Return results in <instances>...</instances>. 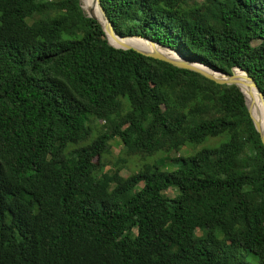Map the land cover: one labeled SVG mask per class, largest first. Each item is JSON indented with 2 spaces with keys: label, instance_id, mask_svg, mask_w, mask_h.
<instances>
[{
  "label": "trees",
  "instance_id": "obj_1",
  "mask_svg": "<svg viewBox=\"0 0 264 264\" xmlns=\"http://www.w3.org/2000/svg\"><path fill=\"white\" fill-rule=\"evenodd\" d=\"M100 3L118 34L238 67L264 94V0ZM211 137L172 170L120 173ZM0 264H264V146L242 92L113 47L79 0H0Z\"/></svg>",
  "mask_w": 264,
  "mask_h": 264
},
{
  "label": "water",
  "instance_id": "obj_2",
  "mask_svg": "<svg viewBox=\"0 0 264 264\" xmlns=\"http://www.w3.org/2000/svg\"><path fill=\"white\" fill-rule=\"evenodd\" d=\"M96 1L98 2V5H99V7L101 9L103 17L105 18V20H106V22L108 24V29L100 22V20L96 16L92 15L91 13H86V15L88 17L96 19L100 23V25L102 26V28H103V30L105 32L106 39H107L108 43L110 45H112L113 47L121 48V49H133V50H135V51H137V52H139V53H141V54H143L145 56H149V57H152L154 59H159V60L166 61V62L172 64L175 67L184 68V69H188V70H192V71L198 72V73L202 74L203 76L207 77L208 79H211V80L215 81L218 84L236 85L239 88V90L242 92V94H243L244 102H245L247 111L249 113V116H250V118H251V120L253 122V125H254L256 131L259 133L261 142H262V144L264 146V130L260 129L258 122L255 120V118L253 117V115L251 113L250 106H249V104L247 102V99H246V94L241 89V84H240L239 79L236 78V75H235V72H234L235 69H239L240 71H243L245 73V77L247 79L248 85L249 86H253L257 90V92L259 93V95H260V97L262 99L263 105H264V94L259 89V87H258L257 83L255 82V80L246 71H244V70H242V69H240L238 67L232 68L230 73L217 71V70H214V69H212V68H210V67L206 66L205 64L200 63L198 61H191V60L185 58L184 56H182L178 51H176L174 49H171L169 47L163 46L160 43L155 42V41H153L151 39H148V38H145V37H141V36H136V35H131V36L130 35H127V36L120 35L114 29L113 24L109 20L108 16L106 15V12H105L104 8L102 7V5L100 3V0H96ZM79 3H80V0H79ZM80 7L83 10V12L85 13V11H84V9H83L81 4H80ZM108 33L111 36L116 37L117 39L127 38V37H138V38L147 40V41H149L152 44L161 45L162 47H165V48L175 52L178 56L171 57V56H167V55H165V54H163L161 52H158V51H145V50H141V49H138V48H135V47H131V46H128V45L115 46L109 41Z\"/></svg>",
  "mask_w": 264,
  "mask_h": 264
},
{
  "label": "rangeland",
  "instance_id": "obj_3",
  "mask_svg": "<svg viewBox=\"0 0 264 264\" xmlns=\"http://www.w3.org/2000/svg\"><path fill=\"white\" fill-rule=\"evenodd\" d=\"M80 2H81L80 4L83 7L82 0H80ZM155 47H161V46L154 45V44H151L150 46L148 45V48L150 50L156 49ZM164 49H159V50H164ZM164 51H166V49ZM257 101H258V95L254 91L252 94V102L254 106L256 105ZM101 123L103 122L102 121L99 122L96 120L93 121L94 126H99ZM222 140H223V137H211V138H207L204 142L198 145H189V146L179 147V148L172 150L171 152L160 151V152L154 153L153 155H149L145 157L133 156L127 160L125 166H122L120 173L126 176L129 173L144 170L146 166H149L152 168L156 166L160 170H172L175 168V164H172L170 162L171 159L177 156L191 155L195 151L203 147L210 148V147L218 146L220 142H222ZM110 144H111V149H110V153L107 156L109 164L105 166V171L107 172L113 171L114 162L117 160L122 150V144L118 138L113 139L110 142ZM173 192L174 191H171L168 193L172 194Z\"/></svg>",
  "mask_w": 264,
  "mask_h": 264
},
{
  "label": "bare ground",
  "instance_id": "obj_4",
  "mask_svg": "<svg viewBox=\"0 0 264 264\" xmlns=\"http://www.w3.org/2000/svg\"><path fill=\"white\" fill-rule=\"evenodd\" d=\"M82 4H83V9L86 13H91L92 15L96 16L100 20V22L108 29V24H107L105 18L103 17L101 9H100L98 2L96 0H82ZM108 37H109V41L115 46L128 45V46L135 47L138 49H142L145 51H158V52H161V53H163L167 56H171V57L178 56L175 52H173V51H171L165 47H162L161 45H158V44H154V45L161 46L162 48L161 47H155L156 49L150 50L148 48V45L150 46L152 43H150L147 40L138 38V37H127V38L117 39L116 37L111 36L109 33H108ZM157 48H159V49L165 48L166 51H164L165 49L159 50ZM234 72H235L236 78H238L240 81L242 91L246 94V99H247V102L250 106L251 113H252L253 117L258 122L260 129L264 130V105H263V102H262V99H261L259 93L257 92V90L253 86L248 85L247 79L245 77V73L243 71H240L239 69H235ZM254 91L258 95V101H257L255 106L253 105V102H252V94Z\"/></svg>",
  "mask_w": 264,
  "mask_h": 264
}]
</instances>
